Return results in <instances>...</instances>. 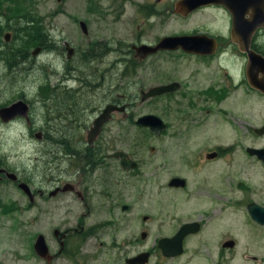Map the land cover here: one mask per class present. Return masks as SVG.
<instances>
[{
	"label": "rangeland",
	"instance_id": "obj_1",
	"mask_svg": "<svg viewBox=\"0 0 264 264\" xmlns=\"http://www.w3.org/2000/svg\"><path fill=\"white\" fill-rule=\"evenodd\" d=\"M107 5L108 0H101L99 6L104 9ZM91 9L89 0H0V108L20 100L21 97L28 101L36 100L27 111L32 127H27L21 116L15 121L13 118L5 122L0 119V167L5 168L7 173H13L18 182H23L34 190L44 186L43 182L48 175L45 161L48 158L53 159L52 154L49 157V152H45L47 144L41 139H36L34 134L37 131H46L45 113L53 116L56 121L54 127L55 121L50 123L49 132L62 133L63 116H55L56 112L62 109V104L52 110L48 108L53 104L52 98L46 101L47 107L42 101L49 92L45 85L46 63L49 59L45 52H41L42 50L36 55L31 54L38 43L37 40L34 42L32 37H43L45 26L50 25V14L60 11L51 21L56 28L52 32L55 36L77 40L80 33L78 21L82 20L86 25H95L94 27L101 24V27L105 28L103 38L112 37L115 41L129 40L132 16L128 21L124 14L121 17L123 21L111 22V14L101 20L91 13ZM210 19L204 12H198L188 18L162 14L154 18L153 26L147 29L144 37L155 40V37L185 33ZM58 28L61 32H57ZM5 34L8 35L7 40L3 38ZM25 49L26 56L23 53ZM112 59L116 60V56L113 55ZM76 64L77 75L83 76L87 72L93 75L87 76L91 82L89 85L100 83L102 75L104 86L108 85L109 88L116 90L96 92L92 95L85 93L81 96L82 106L101 108L105 103L108 104L115 99L132 105L129 109L133 114L130 123L117 116L118 123L108 125V135L114 138L115 147H122L132 155L135 150L139 151V157L145 162V167H141V180L137 181L130 176L126 178L128 174L116 170L112 174L116 179L124 174L125 182L120 181L119 184L113 185L111 197L108 199L97 194L99 185L94 186L88 198V209L80 205L76 196L69 192L46 200L35 196V204L29 208L28 196L17 187V184L11 182L9 177L3 176L4 182L0 183V264H44V259L33 251L35 237L38 234L43 235L49 250L54 253L58 246L53 242L52 231L64 228H76L73 230L80 237H88L81 245V256L77 258L81 264H120L125 256L138 249L136 245L130 247L127 253L123 251L126 248L124 240L132 239L139 234L142 215L150 218L145 223L148 241L161 234L158 227L162 229L160 231L165 232L170 224L176 226V223L203 217L200 213L202 206L200 202L208 201L204 210L209 211L212 208L209 201L215 197L214 194L208 192L209 200L203 196V191L199 194L200 197L188 194L197 189H204L207 184L216 186L220 194H225L226 189L233 190L234 185H248L251 189L249 196L257 202L264 201V167L257 158L245 152V148L249 146L264 147V135H256L249 129V126L257 128L264 123V97L246 95L244 92H229L225 103L221 104L224 106L219 110L217 107H211V111L208 112L196 108L188 113L183 112L186 120L183 126L174 131L176 132L174 135L171 134L173 130L171 124L177 121L180 115L177 105L153 96L142 102L138 95L139 89L145 90L147 87L170 80H176L181 84V93L195 91L215 79L218 76V67L223 68V64H218L216 60L201 63L190 58L178 57L176 54L146 58L134 71L130 65L123 68L121 63ZM57 69L62 70L60 64L57 65ZM73 72L75 73L70 71ZM129 76L131 79H127ZM55 77L51 82L61 85L55 87L56 92H59L58 90L62 92L64 88L69 91L81 88V79L76 80L75 76V80L69 79L73 76H68L62 77V81ZM192 93L194 95L195 92ZM116 95L122 97L118 98ZM182 101L187 103V98H183ZM166 105L168 111L163 112L161 108L164 109ZM145 114L159 116L168 124L167 130L160 138L153 136L146 128L139 132L131 125L132 120ZM91 115L86 112L83 114L84 117L87 116V120ZM144 130L149 134L144 133ZM178 139L189 142L187 148L177 149L175 143ZM202 141L205 148L222 144L221 146L226 148L223 157L204 166L196 165L200 160L195 147ZM149 146L154 148L152 153L148 150ZM178 174L186 178V189L173 190L166 187L168 178ZM73 177L60 174L58 178L69 180ZM119 204H126L128 207L121 210ZM219 216L241 218L247 215L241 206L226 207ZM106 221L110 223L105 226ZM159 222L162 225L159 226L157 224ZM80 226H84L85 229L81 231ZM247 229H250V225H247ZM255 234L257 235L255 239L262 235L260 232ZM194 242L195 240L192 241ZM205 253L201 252L202 255H199L201 264L205 263L203 259ZM229 259L230 257L226 262ZM55 264H69V261L62 257Z\"/></svg>",
	"mask_w": 264,
	"mask_h": 264
},
{
	"label": "flooded vegetation",
	"instance_id": "obj_2",
	"mask_svg": "<svg viewBox=\"0 0 264 264\" xmlns=\"http://www.w3.org/2000/svg\"><path fill=\"white\" fill-rule=\"evenodd\" d=\"M89 1L92 6L91 13L101 20L109 14H111V22L123 21L121 17L124 14L126 20L132 16L131 36L129 40L121 41H115L112 37L103 38L102 34L105 32V28L101 27V24L94 27L95 25H86L82 20L78 21L80 33L77 40L58 34V36H55L52 32L56 28L51 21L60 13V11H55L50 14V25L45 26L44 36L40 38L38 36L32 37V40L34 42L37 40L38 43L35 44L31 54L36 55L42 50L41 52H45L49 59L46 63L45 79V85L49 92H47L42 101L47 107L46 101L52 98L53 104L48 107L52 108V110L62 104V109L56 112L55 116H63L61 124L63 132L58 131L56 134L49 132L50 123L54 122L55 119L45 113L44 125L46 126V131H37L34 135L36 139H41L47 144L45 152H49V157L52 154L53 159L49 160L48 158L45 161L48 175L43 182L45 183L44 186L36 190L29 188L31 193V199L28 197L29 208L34 206L35 196L46 200L61 193L69 192L76 196L80 205H84L88 209V198L94 186L99 185L97 194L101 198L108 199L111 197V187L119 184L120 181L125 182L123 180L124 174L119 179L115 178L112 173L116 172V170L126 175L128 174L126 178L130 176L137 179V181L141 180V171L145 167V162L143 158L139 157V151L135 150L132 155L122 147H115L114 138L108 135V125L110 123L117 124L119 121L117 116L130 123L133 114L129 109L132 105L120 102L117 99L108 102V104L122 107V110L111 111L107 119L100 124L98 131L91 138L89 133L93 121L100 115L107 104L105 103L101 108L96 107V109L88 105L82 106L81 96L85 93L92 95L96 92H115L116 90L109 88L108 85L104 86V77L102 75L100 83L89 85L91 82L87 76L93 75L89 72L84 73L83 76L82 74L80 76L77 75L76 63L83 65L94 62L106 65L121 63L123 68L130 65L134 71L139 63L146 58L156 57L161 54H176L178 57L190 58L201 63H210L212 60H216L218 64H223V68L220 69L218 67V76L215 79L195 91L189 90V92L181 93L182 86L176 80L150 86L177 83L173 90L153 96L161 97L163 100L171 101L177 105L180 115L177 121L171 124L173 128L171 134L174 135H176L174 131L179 126H183V122L186 120L183 112L188 113L194 110L193 108L204 112L211 111V107H217L219 110L224 106L221 104L225 103L229 92H244L246 95L264 97V0H214L196 7H189L191 3L177 6L175 3L177 0H108V5L104 9L99 6L101 5V0ZM198 12H204L211 19L206 21L205 24L194 26V28L185 33L171 35L203 36L205 42L202 41V44L198 43L200 48H202V53L200 51H185L181 47L175 49L160 48L153 52L145 53V49L141 48L142 46H154L161 38L155 37V40H148L144 37L147 29L153 26L152 22L155 17L162 14H173L180 18H188ZM57 32H61V29L58 28ZM247 52L251 56L250 62H248L249 56ZM113 55L116 56V60L112 59ZM75 56L76 58L74 59ZM58 64L62 67L61 71L57 69ZM70 71H75V73H70ZM68 76H73L69 78L72 80H75L74 76L76 80L81 79V88L69 91L63 87L64 90H61L62 92L60 90L56 92L55 87L61 85L57 82L52 83L53 77L62 81V77L67 78ZM121 76L125 78L124 75L121 74ZM127 79H131V77L129 76ZM148 89L149 87L145 90L139 89V97L141 92H146ZM83 90L84 92H82ZM87 90H90V92H87ZM192 92L196 94L194 93L193 95ZM116 97L119 98L122 95H116ZM183 98H187V103H183ZM20 100L25 102L27 111L29 106L36 102L35 99L28 101L24 97H21ZM161 109L163 112H167L168 106L166 105L164 109ZM85 112L86 114H92L89 120H87V116H83ZM27 114L23 119L25 125L30 128L32 127V122ZM157 117L163 123V128L158 133H152L147 126L136 125L135 120H132L131 125H134L139 132H141L142 128H146L153 136L160 138L167 130L168 124L161 117ZM19 118L20 116L17 115L12 120L15 121ZM55 124L56 121L53 123V127ZM263 125L264 123L257 128L249 126V129L254 134L262 136L264 132L257 134L256 130ZM149 132L144 130V133L149 134ZM89 138L91 139L89 140ZM169 139L173 140V138ZM203 143L204 141L197 143V147H195L199 152L200 160V163L197 162L196 165L204 166L208 162L223 157L226 148L222 147V144H216L212 148H205ZM175 144L177 149L184 150L189 142H186L185 139H178ZM148 150L152 153L154 148L149 146ZM118 152L124 154L122 160H126L129 164L126 168L120 163L121 156H114ZM130 162H132V165H130ZM3 170L4 172H0V183L4 182L2 177H6L7 171L5 168ZM60 174L73 175L74 177L69 180H63L58 178ZM173 177L183 180V185H168L169 180ZM10 181L18 184L19 180L15 178V180ZM186 184L187 180L185 177H181L179 174L171 175L166 182V187L173 190H182L186 189ZM210 188L214 189L210 190ZM250 190L248 185L240 184L234 185L233 190L226 189L224 191L225 194H220L218 188L210 184H207L206 187L204 186V189L194 190L188 195L200 197L199 194L203 191V196L209 200L208 192L213 193L215 197L209 201L212 204V208L209 211L204 210V206L208 201L200 202L202 205L200 213L203 217L179 222L178 224L176 223V226L170 224L165 232L160 231L162 229L158 227L161 234L154 236L149 241L147 240L145 223L150 218L147 215H142L140 217L142 227L139 234L132 239L126 238L124 240L126 248L123 247L125 248L123 251L127 253L130 251V247H136V245L138 249L125 256L120 264H129L127 260L138 254L146 255L144 259H141V263L134 262L131 264H201L199 255H202L201 252L205 253V251L207 252L203 256L205 263L202 264H264V224L253 219L249 215L247 208L251 203L264 207V201L257 202L253 200L249 196ZM241 206H243L247 215L245 217L234 216L229 218L219 216L226 207L241 208ZM119 207L121 210H125L128 205L119 204ZM104 223L106 226L110 222L106 221ZM157 224L159 226L162 225L161 222ZM182 224H192L196 225V227H193V231L181 238L179 253L173 255L164 254L161 248L158 247V240L172 237ZM247 225H250L249 230ZM73 229L76 230V228L53 229V242L58 247L56 252L53 253L49 250V245L45 241L50 257L48 260L44 259V264H55L62 257L66 258L69 264H81L77 258L81 256V245L88 237H80ZM84 229V226H80L81 231ZM256 232L262 233V235L258 236V239H255L257 236ZM194 240L195 242L192 243ZM121 245H123V242ZM116 247L119 248L117 245ZM226 254H228V257H226ZM229 257L230 259L226 262Z\"/></svg>",
	"mask_w": 264,
	"mask_h": 264
},
{
	"label": "water",
	"instance_id": "obj_3",
	"mask_svg": "<svg viewBox=\"0 0 264 264\" xmlns=\"http://www.w3.org/2000/svg\"><path fill=\"white\" fill-rule=\"evenodd\" d=\"M209 1H214V0H177L175 3L177 6H182L186 3L191 5L189 7H196L199 5H203L206 2ZM191 9V8H188ZM4 39H8V35H4ZM202 41L205 42V39L203 36H189V35H167L161 37L158 42L154 46H142V49H145V53L153 52L157 49H175L177 47H181L185 51H192V52H198L200 51L202 53V48H200V44H202ZM208 43V42H207ZM204 44V43H203ZM205 45V44H204ZM249 59L248 62H250L251 56L247 52ZM177 86L176 82H172L169 84H164L161 86H153L150 87L146 92H141L140 93V100H145L149 97L155 96L156 94L164 93L168 90H173ZM26 105L24 102L21 100L14 101L10 103L7 106H3L0 108V119L2 121H8L12 119L14 116H22L26 117ZM121 111L122 107H117L116 105L112 104H107L100 115L95 118L92 124L91 131L89 133V136L92 138V136L98 131V128L100 124L105 121L108 117V114L113 111ZM136 125H142V126H147L149 130L152 133H158L160 129L163 128V123L161 120L153 115V114H145L141 115L136 118L135 120ZM257 134H262L264 132V125L256 130ZM89 138V140L91 139ZM246 153L252 156H255L264 166V147L261 148H254V147H247L245 149ZM121 156V165L126 168L129 164L127 161H123L122 158H124V154L122 152H118L117 154H114V156ZM130 165H132V162H130ZM0 172H4L3 169L0 168ZM6 177H9L10 180H14L16 177L13 173H7L6 172ZM168 185L170 186H182L183 185V180L177 177H173L169 180ZM17 187L25 193L29 199H31V193L29 191V187L27 184L23 182H19L17 184ZM248 212L249 215L257 220L259 223L264 224V207L256 206L255 204L251 203L248 205ZM193 227H196V225L192 224H182L178 231L176 232L175 235H173L170 238H161L158 240V247L161 248L164 254L166 255H173L179 253V247H180V241L181 238L194 230ZM143 236V234H142ZM33 251L37 254L38 257L48 260L49 259V254H48V249L47 245L45 243L44 237L41 234H38L35 237L34 243H33ZM174 247V248H173ZM146 254H138L134 256L133 258H130L127 260L129 264L138 262L141 263V259H144ZM143 257V258H142Z\"/></svg>",
	"mask_w": 264,
	"mask_h": 264
},
{
	"label": "trees",
	"instance_id": "obj_4",
	"mask_svg": "<svg viewBox=\"0 0 264 264\" xmlns=\"http://www.w3.org/2000/svg\"><path fill=\"white\" fill-rule=\"evenodd\" d=\"M28 44H29V41H28ZM24 54H25V56H26V53H27V50L25 49V51L23 52ZM21 55V54H20ZM23 55V54H22Z\"/></svg>",
	"mask_w": 264,
	"mask_h": 264
},
{
	"label": "bare ground",
	"instance_id": "obj_5",
	"mask_svg": "<svg viewBox=\"0 0 264 264\" xmlns=\"http://www.w3.org/2000/svg\"><path fill=\"white\" fill-rule=\"evenodd\" d=\"M24 30V29H23Z\"/></svg>",
	"mask_w": 264,
	"mask_h": 264
}]
</instances>
